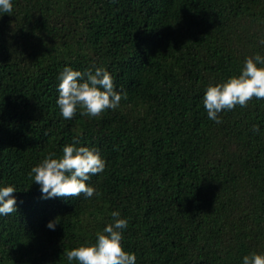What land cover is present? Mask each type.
<instances>
[{
  "label": "trees",
  "instance_id": "16d2710c",
  "mask_svg": "<svg viewBox=\"0 0 264 264\" xmlns=\"http://www.w3.org/2000/svg\"><path fill=\"white\" fill-rule=\"evenodd\" d=\"M261 39L264 0H13L0 16V181L18 191L17 211L0 216V264H68L64 249L94 241L116 209L136 264L264 252V99L220 123L202 103L209 83L264 55ZM65 65L106 67L127 97L64 119ZM73 138L106 160L87 181L99 194L43 199L30 168Z\"/></svg>",
  "mask_w": 264,
  "mask_h": 264
},
{
  "label": "clouds",
  "instance_id": "9594fccd",
  "mask_svg": "<svg viewBox=\"0 0 264 264\" xmlns=\"http://www.w3.org/2000/svg\"><path fill=\"white\" fill-rule=\"evenodd\" d=\"M13 11V0H0V16ZM264 44V39L260 40ZM56 104L64 119H71L80 110L81 115L97 117L108 109L119 107L121 99L127 97L122 87L114 84V76L106 67L95 66L81 71L65 65L58 74ZM255 97L264 99V55L255 53L246 56L238 74L209 83L202 103L208 119L220 123L219 113L231 110L236 105L244 107ZM253 131L260 129L253 125ZM73 143L62 147V154L49 152L28 173L33 182L40 185L41 197H77L83 194L91 198L98 190L87 183L92 175L101 173L106 160L95 146ZM18 191L11 183L0 181V216L17 211V201L12 193ZM111 222L96 233L94 241L85 240L78 246L64 249L68 264H136V254L122 245L128 218L122 217L118 209L111 211ZM59 216L49 220L46 227L54 230ZM241 264H264V252L252 251L241 258Z\"/></svg>",
  "mask_w": 264,
  "mask_h": 264
}]
</instances>
